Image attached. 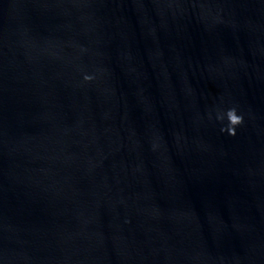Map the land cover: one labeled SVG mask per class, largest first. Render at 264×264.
I'll list each match as a JSON object with an SVG mask.
<instances>
[{
  "label": "water",
  "instance_id": "obj_1",
  "mask_svg": "<svg viewBox=\"0 0 264 264\" xmlns=\"http://www.w3.org/2000/svg\"><path fill=\"white\" fill-rule=\"evenodd\" d=\"M0 264H264V0H0Z\"/></svg>",
  "mask_w": 264,
  "mask_h": 264
},
{
  "label": "clouds",
  "instance_id": "obj_2",
  "mask_svg": "<svg viewBox=\"0 0 264 264\" xmlns=\"http://www.w3.org/2000/svg\"><path fill=\"white\" fill-rule=\"evenodd\" d=\"M91 79L92 76L90 75L84 76L85 81H90ZM225 116L227 118L228 124L225 127L221 128V132H227L229 135L234 136L236 134V127L243 123V117L237 114L235 108H231L227 110V112L223 115L218 114L217 119L223 120Z\"/></svg>",
  "mask_w": 264,
  "mask_h": 264
}]
</instances>
